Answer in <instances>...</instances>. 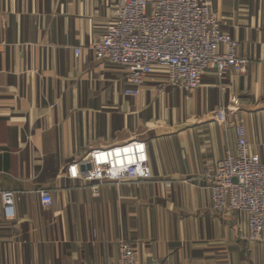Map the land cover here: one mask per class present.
Masks as SVG:
<instances>
[{"label": "crops", "instance_id": "0c3cea01", "mask_svg": "<svg viewBox=\"0 0 264 264\" xmlns=\"http://www.w3.org/2000/svg\"><path fill=\"white\" fill-rule=\"evenodd\" d=\"M120 2L0 0V264H112L122 242L145 264H264V234L248 240L243 216L213 212L202 179L234 154L239 126L264 158V0H198L239 42L246 73L210 66L188 92L156 69L139 96L125 95L122 66L92 51ZM136 140L150 180L69 176L92 151ZM5 192L15 194L11 220Z\"/></svg>", "mask_w": 264, "mask_h": 264}, {"label": "built area", "instance_id": "2783aa9c", "mask_svg": "<svg viewBox=\"0 0 264 264\" xmlns=\"http://www.w3.org/2000/svg\"><path fill=\"white\" fill-rule=\"evenodd\" d=\"M239 42L224 34L220 21L208 4L198 0H121L116 19L92 46L98 62L122 66L128 74L127 96H139L149 76L160 69L169 85L194 92L202 86L206 70L218 76L232 68L246 73L248 60L237 57ZM225 48V51H222ZM82 49H76L80 57ZM234 106L239 104L232 99ZM216 121H227V110L215 112ZM236 150L202 177L211 194V210L243 216L246 234L259 241L264 234V158L248 142L246 129L237 127ZM69 176L85 182L122 184L148 181L152 169L147 144L133 141L121 146L94 150L69 166ZM95 194L97 187H93ZM6 219L15 217V194L2 195ZM42 203H53L50 193L41 194ZM112 264L141 263L128 242L119 245Z\"/></svg>", "mask_w": 264, "mask_h": 264}]
</instances>
